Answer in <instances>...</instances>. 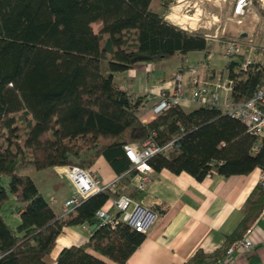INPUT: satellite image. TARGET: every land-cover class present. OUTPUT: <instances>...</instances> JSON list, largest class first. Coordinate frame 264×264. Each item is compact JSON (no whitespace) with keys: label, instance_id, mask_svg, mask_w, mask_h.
Wrapping results in <instances>:
<instances>
[{"label":"trees","instance_id":"trees-1","mask_svg":"<svg viewBox=\"0 0 264 264\" xmlns=\"http://www.w3.org/2000/svg\"><path fill=\"white\" fill-rule=\"evenodd\" d=\"M151 3L167 6L162 0H0V212L10 197L22 205L15 227L0 213V264H108L73 245L52 259L64 226L94 224L89 246L117 264L144 236L124 224L97 225L95 212L118 195L110 189L59 217L20 172L26 166L88 169L101 155L122 179L133 173L122 145L140 144L154 132L157 145L174 140L176 148L149 157L150 171L185 172L197 181L211 171L264 173V146L252 153L254 140L244 125L215 107L171 105L150 122L140 121L147 96L121 89L113 74L207 48L204 36L168 23ZM223 37L243 39L240 32ZM228 56L236 58L225 64L231 100H246L264 85V69L240 74L243 57ZM263 207L264 180L246 197L227 241L240 238ZM216 257L196 250L186 264Z\"/></svg>","mask_w":264,"mask_h":264},{"label":"crops","instance_id":"crops-1","mask_svg":"<svg viewBox=\"0 0 264 264\" xmlns=\"http://www.w3.org/2000/svg\"><path fill=\"white\" fill-rule=\"evenodd\" d=\"M163 19L166 21L164 16ZM239 32L243 39L252 38L256 45H264V21L255 15ZM208 51L206 48L205 52H193H202L205 56ZM250 54L255 65L264 69L261 57L264 54L253 52ZM230 60L234 61L236 58L232 57ZM152 64L155 63H145L142 66L135 64L129 69L113 74V79L121 89L147 96L143 101L144 112L139 117L143 123L150 122L156 116L151 112L150 98L163 88L170 87L175 74L184 69V66L179 65L176 71L169 75H158L150 82L148 80L153 76ZM233 68L235 70L236 66ZM201 73L200 77L209 83L220 82L221 78L227 75V71L225 74L222 70L217 73L210 67L202 69ZM199 106L201 105L197 102L188 100L180 104L184 111ZM56 168L49 167L36 171L26 166L20 172L34 182L51 211L59 214L62 202L74 191L71 183L62 174L57 173ZM87 170L96 174L104 183L119 176L101 155ZM260 173L261 170L258 168H253L247 174L229 176L211 171L202 180L197 181L185 172L174 174L163 168L156 172L150 171L147 187L140 192L134 189L131 175L116 180L115 186L109 188L110 190L126 194L154 209L158 214L153 224L143 233L141 242L123 264H186L196 250H201L206 255L215 253L217 257L206 264H264V218H256L247 228L254 242L249 251L235 249L229 255L224 253L225 248L232 242L227 241V237L242 218V205L257 184ZM21 209L22 205L10 197L0 212L4 222L7 218L9 223H5L15 227L19 221L18 211ZM89 228V225L84 224L62 227L55 239L50 257L54 259L61 248L73 245L83 247L86 252L108 264H117L89 246L88 238L91 231Z\"/></svg>","mask_w":264,"mask_h":264},{"label":"built area","instance_id":"built-area-1","mask_svg":"<svg viewBox=\"0 0 264 264\" xmlns=\"http://www.w3.org/2000/svg\"><path fill=\"white\" fill-rule=\"evenodd\" d=\"M254 2L264 5L263 0H235L231 15L240 18L246 16L251 12ZM240 18H237L235 23H240ZM204 38L206 39V37ZM206 43H208L207 39ZM218 45L226 55H241L243 57L238 69L240 74L244 75L249 71L259 69L252 61L250 52L264 54V46L256 45L252 38L241 40L223 38L218 41ZM231 90L232 80L227 76L215 83L204 81L199 75H190L186 81H183L182 72H179L173 77L170 87L163 88L150 98L151 112L157 115L171 105L180 106L185 100L197 102L201 106L215 107L244 125L245 131L254 140L251 152L255 153L264 146V85L255 87L246 100L239 102L231 100ZM153 137L154 132H151L140 144L122 145L124 156L130 163L129 170L133 172L131 174L132 184L137 192L144 191L147 187L150 173L148 158L176 148L174 140L159 146ZM56 172L62 174L71 183L74 191L69 198L62 202L59 217L70 213L87 196L113 188L116 180L120 178L117 176L114 180L104 183L96 174L77 165L57 167ZM263 180L264 173L261 171L258 182ZM157 215V211L154 209L126 194L119 193L115 198L108 199L95 212L94 217L98 226L114 229L117 225L124 224L136 232L145 233L156 220ZM257 218H264V207L260 210ZM249 232V229H246L240 238L229 243L224 250L225 255H229L235 249L249 251L254 245Z\"/></svg>","mask_w":264,"mask_h":264},{"label":"rangeland","instance_id":"rangeland-1","mask_svg":"<svg viewBox=\"0 0 264 264\" xmlns=\"http://www.w3.org/2000/svg\"><path fill=\"white\" fill-rule=\"evenodd\" d=\"M167 3L166 7H162L157 3H151L154 10L162 14L166 21L174 23L173 25L191 33L201 34L207 39V48L209 49L203 56L202 52H188L184 55H177L169 60H161L156 62L153 67V76L148 81L152 82L158 75H169L177 70V66H184L182 71V79L186 81L190 75H201V70L206 67L213 68L215 71L225 74L224 65L232 59V57L223 53L222 48L218 45V41L223 36H235L243 29L246 23H249L255 15L264 21V5L254 2L251 14L244 17H233L231 15L232 6L235 0H162ZM240 18V23L235 20ZM95 30V24H91ZM223 37V38H222ZM264 46V45H262ZM264 61V56H261ZM144 65L145 63H137ZM13 121L9 127L15 122L16 115H13ZM9 131V130H7ZM14 214V213H13ZM5 222L9 220L5 218Z\"/></svg>","mask_w":264,"mask_h":264},{"label":"water","instance_id":"water-1","mask_svg":"<svg viewBox=\"0 0 264 264\" xmlns=\"http://www.w3.org/2000/svg\"><path fill=\"white\" fill-rule=\"evenodd\" d=\"M263 2H264V0H263ZM242 35H244V33H242ZM93 228H94V224H91L89 229L92 230Z\"/></svg>","mask_w":264,"mask_h":264}]
</instances>
